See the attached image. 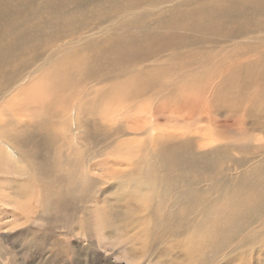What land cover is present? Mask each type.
I'll list each match as a JSON object with an SVG mask.
<instances>
[{"label": "bare ground", "instance_id": "6f19581e", "mask_svg": "<svg viewBox=\"0 0 264 264\" xmlns=\"http://www.w3.org/2000/svg\"><path fill=\"white\" fill-rule=\"evenodd\" d=\"M231 43L237 46V51L233 52L231 46L219 51V48ZM230 51L231 58L228 56ZM232 58L238 60L237 66L225 72L223 81H234L231 84L238 89L242 86L236 83L240 74H243L246 82L255 78L258 80V76L264 80V0H0V102L3 105L0 111V134L11 126L8 117L17 119V116H28L27 110L20 112L18 107L23 105V98L37 92H48L49 96L52 94L54 97L49 102L42 101L39 106L45 113L42 121L55 122L59 108L65 106L60 101L67 102L66 97L56 99L60 94L68 96V93L78 90L76 95L83 96L82 103L88 105L89 98L93 96L102 97L106 103L109 94L115 92L122 97L125 106L137 108L141 102H154L158 98L171 96L184 85L185 90H190L192 94H196L199 89L203 93L195 96L181 94L184 100L189 101L188 108L186 104L182 105V101H177L176 104L181 105L172 108L176 116L163 112L162 115H154L152 122L164 119L166 124L178 123L173 118L181 117V121L193 123L203 119V111L207 113L204 105L208 100H219L210 93L204 94V91L209 81L215 80L216 84H210V88H213V94L219 96V77L214 79L213 73L219 70V61L224 64L227 60L232 61ZM244 58L250 60L246 65L242 62ZM163 74L171 79V86L161 90L160 85L155 96L152 88ZM20 85L19 91L12 93ZM32 85L35 88L30 92ZM226 86L230 88L228 84ZM93 101V105L99 104ZM243 105L250 110L258 108L252 101L249 105ZM237 107L239 113L243 111L246 116L242 106ZM31 108H34L32 104L29 105ZM184 110H189L186 116L181 113ZM125 121V118H121L101 126V122L96 120L90 127L75 126L72 139H78L81 142L78 146L87 148V154H90L85 166L89 169L87 183H80L84 194L75 202L88 203L92 195L88 184L94 177L93 169L99 170L101 167L112 181L114 179L111 189L117 191L116 200L122 201L123 207H127L126 203L133 205L141 219H145L143 215H146L154 217L157 222L156 225L141 226V219H130L127 231L133 236L142 237L156 230L155 236L188 239V248L183 257L187 264H214L232 249L235 241L244 239L235 252L243 247L264 243V206L255 203V199L261 196V188L257 185L264 178L256 180L255 170L238 175L234 188L225 190L223 196L226 200H223L219 214L217 205L221 202L217 198L219 186L222 185L217 177L219 163L225 161L221 157L229 160L234 150L230 147L232 145L220 149L213 145L209 148L201 138L195 139L187 133L174 134L172 137L165 134L160 142L152 133L153 137L150 135L149 138L151 141H143L145 144L137 140H122L127 135L125 127L141 131L143 126L139 125V121L133 127L125 126V123L131 122ZM33 123L31 120L26 122L29 130L21 135V143L9 138L15 133L9 135L7 132L4 135L19 148L24 157H31L26 147L34 137L51 136L47 137L50 140L45 143L32 141L37 146V158L43 164L45 160L49 162L44 164V169L41 167L42 172L53 176L48 180L50 186L58 188L60 185L61 191L72 190L71 180L75 174L70 175L68 183H65L59 180L66 179V173L56 170L59 163H65L60 153L56 152L63 150L59 146L60 142L52 138L54 134L51 135L47 128H38L39 132L35 129L32 133ZM148 142L152 144L145 148L146 156H138L140 151L134 153L131 171L114 169L109 173L117 164L112 159L115 165H111L107 159L109 156L111 158L115 154L118 157L122 154V157L125 152L136 151L127 147V144L139 143L135 147H140L147 146ZM206 147L207 150H202ZM48 149L56 153L52 157L41 158L40 154L45 151L52 153ZM9 154L15 155V150ZM107 155L106 163H92L94 159ZM66 162L74 164L73 158L69 156ZM144 166L150 167L148 176L142 173ZM55 173H60V178ZM195 174L211 182L210 190L215 189L216 198L209 192L210 199L206 193L209 189L201 190L199 183L193 182ZM103 181L99 179L96 187ZM108 184L106 180L105 185ZM214 202L217 205L212 210L210 207ZM107 206L110 207L109 202L105 204ZM120 215L123 217L124 213ZM248 216H252V219H247ZM132 217H135V213L129 214V218ZM241 219L243 221L239 222ZM254 225H257L256 228ZM137 244L133 242L130 250L136 251ZM208 253L212 255L211 260L207 257Z\"/></svg>", "mask_w": 264, "mask_h": 264}, {"label": "rangeland", "instance_id": "374dc122", "mask_svg": "<svg viewBox=\"0 0 264 264\" xmlns=\"http://www.w3.org/2000/svg\"><path fill=\"white\" fill-rule=\"evenodd\" d=\"M232 45L233 43L224 45L222 48H219V51L227 49V46H231L230 48L233 52L237 51V46ZM247 49L250 52V49ZM232 51L228 52L230 58L232 54L229 53H232ZM239 51L241 50L239 49ZM233 55H236V53ZM230 60L232 61L227 60L228 62L224 64L219 61V70L216 69L215 72L217 73L215 75V72L213 73L214 79H218L219 77V96L218 94H213V88H210V84H216L215 80H210L209 86L204 91V94L210 93L214 99L219 100L216 102L208 100L204 105L207 113L203 111V119L195 120L193 123L181 121V117L179 119L173 118L178 123L168 122L166 124L164 119L156 123L152 122L154 115H162L163 112L166 114L169 112L172 116H176L177 113L172 108L181 105V103L176 104L177 101H182V105L186 104L188 108L189 101L184 100L181 94L195 96L196 94L201 95V92L203 93V90L199 89L196 91V94H192L190 90H185L184 85H181L179 90H176V93L171 96H166L163 99L158 98L154 102L153 100L141 102L137 108L132 107V105L125 106L126 103L122 97L117 96L115 92L109 94L106 103L102 101V97L93 96L89 98L90 102L88 105H85V102L82 103L83 96L76 95L78 90L68 93V96L67 94H60L56 96V99L60 100L66 97L67 102L60 101L65 106L59 108L60 111L57 112L58 117L55 122H43L45 113L41 111L42 109L40 110L41 106H39L42 101L49 102L54 99L52 94L49 96L48 92L40 94L37 92L33 93L32 96L23 98V105L18 107V110L20 112L27 110L28 116H17L18 120L8 117L11 120L9 121L11 122V126L7 128L8 131L3 130L0 134V264H187L183 261V257H185L188 248V239L184 238L180 240L173 236H155L156 230L142 237L133 236L132 233L127 231L126 226L130 219H141L140 215L137 214L139 211L128 203H126L127 207H123L122 201L116 200L117 191L111 189L114 187V179L112 181L111 177L108 176L109 174L103 172L101 167L99 170L97 168L93 169L95 174L88 184L91 187L92 195H90L88 203L75 202V199H79L80 195L84 194L81 189L83 185L81 184L87 183L86 178L88 177L89 169L88 166L86 168L85 166L87 164V157L90 154H87V148L78 146L81 143L78 139L75 137L72 139L73 130L76 125L78 127L84 125L90 127L92 122L96 120L101 122V126H104V123L109 125L121 118H125V122L131 121L125 123V126L133 127L137 125L136 122L138 121L140 122L139 125L142 124L143 126L141 131L125 127L127 135L123 136L122 140L131 139L146 143V140L151 141L149 139L150 135L153 137L152 133H154L160 142L161 137L165 136V134H169L172 137L174 134L187 133V135H191L195 139L201 138L209 148H212L213 145L219 146V149L232 145L230 147H233L234 150L231 151L229 160L220 156L221 160H225L223 163H219V174L217 176L222 183L219 186V196L217 198L221 203L218 206L214 202L210 207L213 210V208H216L214 205H217L220 214L221 204H224L223 200H226L223 196L225 190L234 188L233 186L237 184L235 179L238 175L240 176L244 172L248 174V171L255 170L256 174L254 178L256 180L260 181L264 178V168H262L264 165V80H262L261 76H258V80L255 78L256 80L253 79L254 81L246 82L243 74H240L236 83L242 86L238 89L234 88L232 86L234 81H223L227 73L226 71L237 66L238 60L236 58ZM249 61L245 58L242 59L245 65ZM163 78L165 79L163 80ZM33 85L30 92L35 88ZM160 85L161 90H164L167 86H171V79H169L167 74H163V77L152 88L155 96ZM20 87L22 85L14 89L12 93L19 91ZM255 99L258 103H256ZM95 100L99 104L93 105L92 101L96 103ZM251 101L257 105V110H250L243 105H249ZM30 104L34 106L33 109H29ZM237 105L242 106L246 111V116H244L243 111L239 113ZM2 106L0 102V111L2 110ZM25 107L27 108L25 109ZM128 107L131 108L129 109ZM188 111L184 110L181 113L186 116L189 113ZM137 118L142 119L138 120ZM89 119L90 121L87 122ZM1 120V123H3L4 120ZM30 120L37 123V125L32 124V133L36 131L35 129H37L36 132H39L38 128L41 130L47 128L51 135L54 134L52 138L60 142L59 146L63 150L56 152L60 153L65 163H59L56 170L63 172V174L66 173V179L59 180L65 183H68L70 175L73 176L75 174V178L71 180L73 184L72 190L61 191L60 185H58V188L53 185L50 186L48 180L49 178L52 179L53 176L46 171L42 172L44 164H48L49 162L45 160L43 164L41 159L37 158V146L32 141L45 143L50 140L47 137L51 136L34 137L30 143H27L28 146L26 147L30 151L31 157H24L20 154L19 148L14 146L4 135L7 132L9 135L15 133L13 136L10 135L9 138H14L19 143L22 140L21 135L29 130L26 122H30ZM144 123L146 124L144 125ZM61 124H64V130ZM144 142L143 144H145ZM149 144L148 142L147 146L143 145L144 147H135L139 146V143H135L134 145L132 143L131 145L127 144V147L130 146V149L133 148L136 151L125 152V155L122 157H120L122 154L118 155V157L113 154L114 158L112 156L110 158L107 155L104 158L94 159L97 163L94 160L92 163L98 165L101 162L106 163L108 159V162L112 165L117 161L116 166H114L115 168H111L112 170L109 173L114 169L129 172L132 170L130 166L132 167L134 163L132 158H134L136 152L140 151L137 153L138 156H146L144 154L147 152L145 148L151 146L152 143ZM207 149V147L202 148V150ZM13 150H15V155L9 154ZM48 150L52 153H46L45 151L40 154L41 158L53 156L55 151H52L53 149ZM68 156L73 158L74 164L66 162L68 161ZM149 170L150 167L144 166L142 173L148 176ZM55 175L60 178L61 174L55 173ZM197 175H193L195 176L193 177V182L199 183L198 187L201 190L206 191L209 189L206 191L209 198V192L213 193L212 197L216 198L217 193L215 189L210 190L211 182ZM99 179H104V181L96 187ZM105 179L109 182L108 185H105ZM154 186L156 187V184ZM257 186L261 188V196L255 199V203L256 205L259 204L257 206H264V188H262L264 187V181ZM157 195L152 199L155 200ZM71 201H73L72 204L69 203ZM108 202L110 203V207H105V204H108ZM119 212L120 214L124 213L123 217L120 214L118 218L116 217ZM133 213H135V217L129 218V214ZM143 217L145 219L139 220L141 226L156 225L157 222L154 217L146 215H143ZM118 219H120V222ZM243 219L239 222H242ZM247 219H252V216H248ZM254 226L256 228L257 225ZM260 227L262 228V226ZM246 233H249V231H246ZM137 237L140 238L141 242L138 241ZM201 237L205 238L206 236ZM162 239H164L162 243H159ZM243 240L233 242L232 249L226 251L222 257H219V261L217 259L214 264H264V243H258L257 246L249 248L243 247L239 252H235V249L241 245ZM185 241L186 243L184 244ZM133 242L139 243L137 244L136 251L130 250ZM207 257H209V260L212 259L210 253L207 254ZM195 263L198 264V262Z\"/></svg>", "mask_w": 264, "mask_h": 264}]
</instances>
